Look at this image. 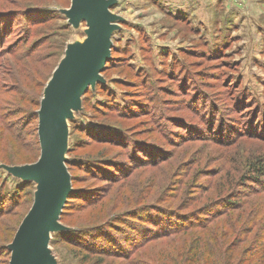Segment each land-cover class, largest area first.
Returning <instances> with one entry per match:
<instances>
[{
  "label": "rangeland",
  "instance_id": "1",
  "mask_svg": "<svg viewBox=\"0 0 264 264\" xmlns=\"http://www.w3.org/2000/svg\"><path fill=\"white\" fill-rule=\"evenodd\" d=\"M112 1L115 29L111 58L101 80L89 87L66 120L65 158L67 168L68 160L74 164L68 168L72 190L88 188L100 203L106 201L111 185L90 174L94 169L91 164L115 158L128 162L135 173L133 182L122 190L141 200L129 202V208L155 204L181 214L199 212L207 199L215 198L216 187L227 180L224 171L244 173L248 158L264 155V1L257 11L260 20L247 17L244 21L228 15L225 3L211 9L212 5L202 0ZM39 3L45 10L56 11L45 24L26 19L29 7ZM0 7L14 11L15 24L0 48V90L6 101L0 105V116L10 114V122L19 126L13 137L0 130V157L10 158L9 163L0 161V199L17 212L0 218L1 250L13 241L39 187L38 181L15 176L8 167L34 163L41 155L34 148L35 136L39 137L35 122L29 123L35 107L7 103L19 90L6 64L14 61L9 52L34 51L40 61L30 59L32 76L22 81L20 91L29 98L31 94L36 100L39 94L43 98L68 51L87 39L88 25L72 18V0H0ZM199 12L207 15L197 16ZM113 129L119 134L116 138L125 140L105 144L89 131L106 134ZM20 138L28 147L20 145ZM137 154L140 158L135 162ZM248 184L250 187L238 189V196L256 188L253 182ZM115 194L113 190L106 202L112 204ZM254 197L264 202V193ZM67 201L60 227L50 235L51 264H102L97 255L73 243L65 233L80 230L99 207L84 208L80 198ZM260 213L238 222L236 235H229L228 255L219 258L220 264H256L253 257L259 250H254L251 258L245 257V251L264 222ZM230 214L236 221L237 212ZM220 219L210 223L218 232L225 226L217 223ZM250 226L254 231L247 234L245 229ZM224 248L218 250L221 256ZM148 252L158 254L149 246L139 256ZM3 260L0 264H5Z\"/></svg>",
  "mask_w": 264,
  "mask_h": 264
},
{
  "label": "trees",
  "instance_id": "2",
  "mask_svg": "<svg viewBox=\"0 0 264 264\" xmlns=\"http://www.w3.org/2000/svg\"><path fill=\"white\" fill-rule=\"evenodd\" d=\"M42 5L39 3L29 7L25 14L29 22L45 24L54 17L56 11L45 10L41 7ZM14 26V11L0 7V48L4 46L7 38L14 32ZM9 53L14 56V61L10 59L6 61V64L12 71L10 78L19 90L14 91L7 103L10 106L17 104L23 106V103H31L35 107V112L31 116L33 122L30 121L29 123L35 122V131L38 133L39 114L36 110L40 108L42 98L40 94L37 95V100L35 94H31V98H29L27 94L20 91V88L23 86L22 81L32 76L29 74L30 59L40 60L36 59L38 57L33 55L34 51L31 48L23 52L12 51ZM2 103H6V101L1 98L0 90V105ZM22 106L19 105V107ZM22 111L25 112V110ZM10 117V114L0 116V130L2 133H7L9 137H13L19 126L11 123ZM89 131L94 133L93 135L97 137V140L105 144L120 143L125 140V138L124 140L116 138L119 134L114 129L106 134H97L99 132L96 130ZM35 140L34 148L39 155L41 145L37 135ZM17 141L22 147H28V143H25L23 138L17 139ZM69 152L71 151L69 150ZM137 155L133 156L135 162L140 158ZM0 159L6 163L10 161L8 156L0 157ZM114 159L102 158L91 164L94 169H90V174L110 183L112 189L109 190L106 201L113 190L116 191V198H113L112 204L106 201L100 203L101 199L97 198L95 193L88 188L74 187L69 195L70 199L80 198L84 208L99 207L98 212L88 215L85 220L87 222L83 224L80 230H70L65 233H68L66 236L73 243L85 248L89 253L97 255L102 264H218L219 258L228 255L229 235L231 233L236 235L239 229L238 222L249 221L251 215L254 218L260 211L264 215V202H258L257 198L254 197L264 193V155L248 158L247 171L244 173L236 170L234 172L232 170L224 171L223 177L227 180H223L222 184L216 187L215 198H211L213 200L207 199L197 209L199 212L185 214L155 204L137 205V207L129 208V202L133 201L132 203L137 204L141 200L139 196H131L132 194L123 192V187H127L129 181H131L130 183L133 182L135 173L133 174L128 162H119ZM67 164L69 170L74 165L69 160ZM136 178L138 177L136 176ZM248 182H253L256 188H249L248 194L243 193L238 196L241 193L238 189L250 187ZM257 185L261 188H258ZM13 207L12 204L6 206L5 200L0 199V218L6 215H15L17 212L13 213ZM212 209L215 210L212 211ZM231 211L237 212L236 221L231 219ZM64 213L66 211L62 212V216ZM78 216L80 215L76 217ZM221 217L224 218L220 219ZM215 219H220L217 223L225 225L220 232L218 229L211 228L213 224L210 223ZM262 223L258 225V232L254 241L245 251V257L249 255L251 258L254 256L253 251L259 250L257 257H253L256 264H264V222ZM253 229L254 226H250L245 229V232L250 234L254 231ZM225 245L228 246L224 248ZM149 246L156 248L158 254L148 252L144 254L146 256L140 257L139 252L143 249L146 250ZM223 248L225 252L221 256L222 251L218 250ZM4 258L3 263L10 264L11 250L9 245L1 247L0 263ZM114 259H117L118 262ZM248 261L252 260L249 259ZM223 264H227V262H223Z\"/></svg>",
  "mask_w": 264,
  "mask_h": 264
},
{
  "label": "water",
  "instance_id": "3",
  "mask_svg": "<svg viewBox=\"0 0 264 264\" xmlns=\"http://www.w3.org/2000/svg\"><path fill=\"white\" fill-rule=\"evenodd\" d=\"M73 19L85 20L87 39L70 49L44 91L38 111L41 145L39 159L31 164L8 167L15 176L38 181L34 203L13 241L10 264H51L48 252L51 232L60 227L63 208L72 192L66 165L67 118L90 86L101 80L113 48L112 0H72Z\"/></svg>",
  "mask_w": 264,
  "mask_h": 264
},
{
  "label": "crops",
  "instance_id": "4",
  "mask_svg": "<svg viewBox=\"0 0 264 264\" xmlns=\"http://www.w3.org/2000/svg\"><path fill=\"white\" fill-rule=\"evenodd\" d=\"M242 3H238L237 0H202L203 4L212 5L211 9L218 5V3H225L226 13L228 15H233L235 19L246 20L247 17H254L260 20L261 16L257 12L259 10L260 2L264 0H242ZM189 6V5H188ZM189 9L193 10V7ZM196 10L194 13H197ZM206 16L207 14L198 13L197 16ZM252 19V18H250ZM257 20V19H256Z\"/></svg>",
  "mask_w": 264,
  "mask_h": 264
}]
</instances>
